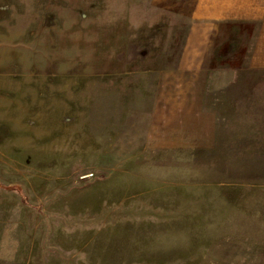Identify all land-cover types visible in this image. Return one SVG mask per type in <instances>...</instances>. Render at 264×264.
I'll use <instances>...</instances> for the list:
<instances>
[{"label":"rangeland","instance_id":"rangeland-1","mask_svg":"<svg viewBox=\"0 0 264 264\" xmlns=\"http://www.w3.org/2000/svg\"><path fill=\"white\" fill-rule=\"evenodd\" d=\"M133 6L0 0V264H264V155L213 152L199 124L260 118L264 73L153 113L155 74L126 73L147 51ZM163 119L199 123L151 146Z\"/></svg>","mask_w":264,"mask_h":264},{"label":"crops","instance_id":"crops-1","mask_svg":"<svg viewBox=\"0 0 264 264\" xmlns=\"http://www.w3.org/2000/svg\"><path fill=\"white\" fill-rule=\"evenodd\" d=\"M133 3V10L126 15L141 17L136 25L143 33L147 51L140 59L133 60L126 73L155 74L153 113H159V106L163 105L168 106L169 112L173 111L171 105H189L196 113L207 96L211 76H221L231 82L242 74L264 73V0H133ZM224 44L237 48L229 52L233 65L213 69V61ZM238 94L246 96L239 90ZM248 95H264V89L255 88ZM243 105L240 102L238 111L246 108ZM247 109L260 110L262 115L200 123L150 120L151 128L157 130L148 133L149 142L151 146L166 148L167 134L179 137L175 133L180 134L183 125L197 129L199 123L208 128L203 135L221 145L213 152L264 155V105L259 107L248 102ZM191 135L196 136L197 131L191 130Z\"/></svg>","mask_w":264,"mask_h":264},{"label":"trees","instance_id":"trees-1","mask_svg":"<svg viewBox=\"0 0 264 264\" xmlns=\"http://www.w3.org/2000/svg\"><path fill=\"white\" fill-rule=\"evenodd\" d=\"M0 186H1V184H0ZM5 188H7V189H15V190H17L18 192H20V187H19V186H16V185H13V186H6Z\"/></svg>","mask_w":264,"mask_h":264}]
</instances>
